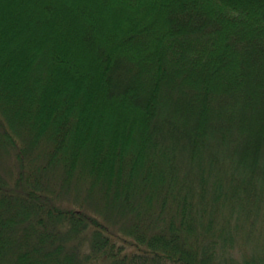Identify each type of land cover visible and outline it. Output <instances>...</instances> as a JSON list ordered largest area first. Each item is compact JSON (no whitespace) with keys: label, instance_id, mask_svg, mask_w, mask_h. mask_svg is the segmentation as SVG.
<instances>
[{"label":"trees","instance_id":"1","mask_svg":"<svg viewBox=\"0 0 264 264\" xmlns=\"http://www.w3.org/2000/svg\"><path fill=\"white\" fill-rule=\"evenodd\" d=\"M0 264H264V0H0Z\"/></svg>","mask_w":264,"mask_h":264}]
</instances>
